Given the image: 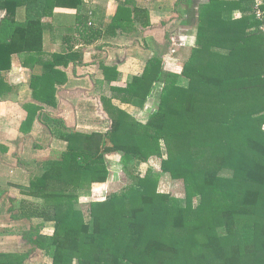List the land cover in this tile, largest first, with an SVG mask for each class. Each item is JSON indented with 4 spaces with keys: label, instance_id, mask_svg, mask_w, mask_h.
Instances as JSON below:
<instances>
[{
    "label": "trees",
    "instance_id": "obj_1",
    "mask_svg": "<svg viewBox=\"0 0 264 264\" xmlns=\"http://www.w3.org/2000/svg\"><path fill=\"white\" fill-rule=\"evenodd\" d=\"M54 1L72 8L80 2ZM232 10L241 16L225 19ZM6 11L0 22V98L10 91L2 74L18 55L24 67L39 66L30 82L33 100L53 107L54 86L64 76L58 68L79 58L74 43L45 59L41 35L50 26L41 20L53 9L42 15L26 11L22 23L14 20L15 9ZM132 14L119 8L112 28L131 23ZM76 19L74 27L51 30L67 43L77 35L83 46L103 36L100 27L88 25L86 14L79 12ZM258 26L252 0H207L198 9L195 47L179 74L154 59L125 88L111 89L112 98L143 110L160 85L145 122L104 97L111 121L105 133L64 128L65 152L48 160L24 190L37 202L22 201L20 218L40 223L23 233V240L50 264H264V70L255 41ZM17 35L27 39L16 40ZM46 125L63 129L58 120L47 118ZM112 155L120 157L127 183L103 200L81 205V196L107 182ZM163 174L182 183L183 202L158 190ZM28 256L0 253V264H25Z\"/></svg>",
    "mask_w": 264,
    "mask_h": 264
},
{
    "label": "crops",
    "instance_id": "obj_2",
    "mask_svg": "<svg viewBox=\"0 0 264 264\" xmlns=\"http://www.w3.org/2000/svg\"><path fill=\"white\" fill-rule=\"evenodd\" d=\"M54 2L0 0V22L7 16V8L15 9L14 20L18 23L25 21L26 11H40L42 15L43 10L53 9L51 16H43L41 20V24L50 26L41 35L45 59L59 54L63 47L69 48L71 42L74 43L72 52L79 54L76 61L58 68L64 76L62 83L54 86L53 107L32 98L30 82L33 75L39 73V66L29 64L24 67L22 58L14 55L11 69L2 74L10 91L0 98V253H28V259L33 249L23 240L22 234L40 221L20 218L22 201L37 202L27 197L24 190L42 173L48 160L65 152L67 143L60 138L61 131L65 128L84 134L105 133L111 121L104 111L101 100L104 97L111 99L113 106L145 122L149 102L159 89L158 85L143 110L112 98L111 89L125 88L129 79L141 75L154 59L161 61L165 71L170 65L182 69L195 47L198 9L207 0H80L77 8L55 6ZM119 8L133 12L132 22L124 20L121 28H112ZM79 12L87 15L88 25L103 31L99 40L87 46L78 41L77 35L67 43L51 30L74 27ZM228 16L238 19L241 14L232 10L225 14V19ZM173 38L179 46L172 45ZM15 39L27 38L17 35ZM164 59H169L168 65ZM108 69L111 73L106 72ZM168 72L178 74L181 70ZM47 118L61 121L63 129L46 125ZM92 190L89 195L80 197L81 203L82 200L85 203L92 201ZM46 227L43 231H47ZM44 264H50L49 260Z\"/></svg>",
    "mask_w": 264,
    "mask_h": 264
},
{
    "label": "rangeland",
    "instance_id": "obj_3",
    "mask_svg": "<svg viewBox=\"0 0 264 264\" xmlns=\"http://www.w3.org/2000/svg\"><path fill=\"white\" fill-rule=\"evenodd\" d=\"M255 41L257 43V52L259 53V56L261 57V66L264 70V52H263V45H262V36L261 35H257L255 36ZM166 60H165V64H166ZM168 65V64H166ZM170 65V64H169ZM166 66L167 67V71H177L180 72V68H173L174 66ZM173 73V72H172ZM179 74V73H178ZM160 87V85H159ZM154 93V91H153ZM153 97L151 98L150 102H149V107H148V112L150 113L154 107V104L156 103L157 100V91L155 92V95H152ZM148 114V113H147ZM107 161L109 163V170H110V176L108 178V182L106 184H99L94 186L92 189V195L90 196V199L93 201H97V200H102L106 195V190L104 191L105 186H107V192L111 193V192H115L118 191L124 183H127V179L124 178L123 179V175L121 176L122 172L121 170V166H120V157L118 155H112L110 157H107ZM144 166H142L141 170H144L143 168ZM122 179V180H121ZM158 190L162 193H169L171 195H173L174 197L180 199L183 202V198H184V189H183V185L181 182L178 181H173L171 180V178L167 175V174H163L160 176L159 179V183H158ZM104 191V193H103ZM83 202L81 203L84 204L85 200H82ZM194 204L197 205L198 204V199L194 200ZM85 208L87 207V204L84 205ZM15 241L16 237L14 238ZM17 243V242H16ZM26 251V250H25ZM31 251V250H29ZM47 258L43 255V253L37 249H33V251H31V257L29 259H27L25 261V264H44L45 262H47Z\"/></svg>",
    "mask_w": 264,
    "mask_h": 264
},
{
    "label": "built area",
    "instance_id": "obj_4",
    "mask_svg": "<svg viewBox=\"0 0 264 264\" xmlns=\"http://www.w3.org/2000/svg\"><path fill=\"white\" fill-rule=\"evenodd\" d=\"M252 1H253V15H254V18L259 22L258 31L263 37V52H264V0H252ZM172 45L179 46L180 44L178 43L176 38H173ZM164 63H165V59H164ZM105 190H106V193L109 194L107 192L108 190L107 186H105L104 191Z\"/></svg>",
    "mask_w": 264,
    "mask_h": 264
}]
</instances>
